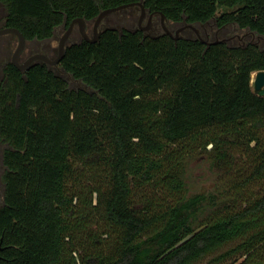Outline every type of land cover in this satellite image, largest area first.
Here are the masks:
<instances>
[{"label":"trees","instance_id":"obj_1","mask_svg":"<svg viewBox=\"0 0 264 264\" xmlns=\"http://www.w3.org/2000/svg\"><path fill=\"white\" fill-rule=\"evenodd\" d=\"M135 1L0 0V10L30 42ZM145 7L247 39L106 28L67 48L60 64L75 87L44 62L26 72L9 62L0 264H264V96L252 85L264 70V0ZM199 155L226 163L221 191L189 194L184 173Z\"/></svg>","mask_w":264,"mask_h":264},{"label":"flooded vegetation","instance_id":"obj_2","mask_svg":"<svg viewBox=\"0 0 264 264\" xmlns=\"http://www.w3.org/2000/svg\"><path fill=\"white\" fill-rule=\"evenodd\" d=\"M138 2H142V4L145 7V0H136L135 2L131 3L129 6L125 8L108 13L102 19V21L99 23L98 26H96V19L95 20L85 19L86 32L89 38L98 39L97 41H99L103 31L106 28L119 29L121 31L123 30V28H129L134 31L141 30L144 37L153 36V35L157 36L163 33V31L165 32L162 15L158 12L152 11L151 9L145 7V14L142 17V6ZM5 17H6V13L0 10V29L9 27L6 26L5 24L6 23ZM71 22L69 23L68 26H66L67 22L59 26L55 30L54 35L51 38L45 40L35 39L33 41L27 42L25 50L18 56V61L22 63L26 61L30 56L40 52L48 54L53 59L56 58L59 54V44L58 46H55V44H53L54 38L58 37L60 34L62 36L70 26ZM166 24L169 28L171 27V23L169 20L166 21ZM183 24L186 25L187 23L184 22ZM195 26L197 28L199 27L198 30H196L193 27H186L184 30H182V32L185 33L189 31L188 29L190 30L193 29L194 32L200 37L203 38L202 34L206 37L204 41L207 44L213 43V41H211V37L213 36L218 39L216 41H221L225 39V42L236 40L237 38L242 40L247 37L246 35L241 36L239 34H236L230 36V38L228 36L223 38H218L222 34L221 31L225 30L226 28H229V24H225L222 27H220L217 25L215 20ZM178 29H175V31L172 30V32H176ZM60 38H59V42H60ZM83 40H87L88 42H90L81 32L80 23L76 22L66 42V48L74 44L80 43ZM18 43H19V39L15 33L9 32V33L0 34V73L1 74L4 73V70L9 62L13 63V56L18 46ZM37 62H41V61H37ZM60 63L58 65H49L47 63L46 64L50 68L55 67L63 70ZM0 78H2V76ZM2 172H3V163L2 161H0V203L2 200V188H1L3 184L1 179ZM1 249L2 247L0 248V250Z\"/></svg>","mask_w":264,"mask_h":264},{"label":"rangeland","instance_id":"obj_3","mask_svg":"<svg viewBox=\"0 0 264 264\" xmlns=\"http://www.w3.org/2000/svg\"><path fill=\"white\" fill-rule=\"evenodd\" d=\"M183 25H171V30L175 31V29L183 27ZM177 27V28H176ZM199 28V27H198ZM189 31L183 33L182 31L178 33V35H188V36H194L196 33L193 29H188ZM200 30V29H199ZM236 31V32H235ZM222 34L218 38L223 37H229L235 35L236 33H239L241 36L245 33L244 30L238 31L237 29L233 28L232 26H229V28H226L225 30L221 31ZM224 32V33H223ZM175 35H177L176 32H173ZM61 34L54 38L53 44L55 46H58L59 44V38ZM202 36H204L202 34ZM215 37H211V41H213ZM247 39V38H246ZM243 40V39H242ZM241 39L237 38L236 40L229 41L228 43L230 45H236L242 41ZM244 43V42H242ZM56 73L62 75L65 79L70 81V84L72 87L80 85L79 82L71 78L67 73H65L63 70L55 67H51ZM257 72V71H256ZM256 72L252 74V85L254 81V76L256 75ZM254 86V85H253ZM225 162H218L217 164L212 161V159L208 155H199L193 158H189L186 166V170L184 173L185 181L188 185L189 194H194L197 192H217L221 191L224 187H226V172ZM2 195L4 191V185L2 184ZM206 213L200 214V219L206 217ZM211 257H208L204 262L205 264H214L210 262Z\"/></svg>","mask_w":264,"mask_h":264},{"label":"water","instance_id":"obj_4","mask_svg":"<svg viewBox=\"0 0 264 264\" xmlns=\"http://www.w3.org/2000/svg\"><path fill=\"white\" fill-rule=\"evenodd\" d=\"M141 6H142V17L145 14V7L142 4V2H138ZM130 4H124L118 7H113V8H108V9H104L100 12V14L97 16L96 18V26L99 25V23L102 21V19L108 14L111 13L113 11H117L119 9L125 8L127 6H129ZM162 20L164 23V27H165V31L170 34L171 36L174 37L175 41L177 42L178 39L180 38V36H178V33L181 32L182 30H184L186 27H193L196 30H198V28L194 25V24H190L187 23L186 25H184L183 27L179 28L176 33L177 35H175L172 30L167 26L166 21H168V19L166 18L165 14L162 13ZM76 22L80 23V29L81 32L83 33V35L90 41V42H96L98 39H90L87 32H86V27H85V18L84 17H78L73 19V21L71 22L70 26L68 27V29L65 31V33L61 36L60 38V42H59V54L56 58H51L48 54L46 53H36L32 56H30L26 61L20 63L18 61V56L25 50L26 45H27V39L25 37V35L20 31V29L16 28V27H6L3 29H0V34L2 33H15L18 36L19 39V43L18 46L15 50L14 56H13V63L16 65V67L22 71V72H26L27 70H29L32 65L34 63H36L37 61H41L44 63H47L49 65H58L62 59L64 58L65 54H66V42L68 40V37L71 33V31L73 30L74 24ZM182 37V36H181ZM221 41H225V39L221 40ZM212 43H208V45H211ZM253 87L255 92L260 95V96H264V70H259L256 72L254 81H253ZM2 247V242L0 243V248Z\"/></svg>","mask_w":264,"mask_h":264},{"label":"bare ground","instance_id":"obj_5","mask_svg":"<svg viewBox=\"0 0 264 264\" xmlns=\"http://www.w3.org/2000/svg\"><path fill=\"white\" fill-rule=\"evenodd\" d=\"M255 77V76H254Z\"/></svg>","mask_w":264,"mask_h":264}]
</instances>
